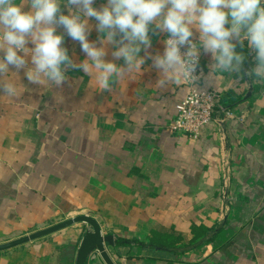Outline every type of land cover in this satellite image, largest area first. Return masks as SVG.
<instances>
[{
	"label": "crops",
	"instance_id": "obj_1",
	"mask_svg": "<svg viewBox=\"0 0 264 264\" xmlns=\"http://www.w3.org/2000/svg\"><path fill=\"white\" fill-rule=\"evenodd\" d=\"M61 11L68 14L64 4ZM89 24L88 39L99 46L97 21ZM57 31L70 58L86 59L79 42ZM167 35L150 30L142 71L110 92L99 88L94 72L68 69V80L56 87L32 84L24 69L9 67L3 79L17 95L0 89V243L89 214L112 235L105 245L116 264H264V82L249 75L256 53L247 41L237 43L245 56L241 71L212 78L211 54L202 49V82L222 92L235 116L204 124L198 136L170 132L184 80L158 87L151 59L163 54ZM114 50L108 45L105 59L123 66ZM91 231L76 222L0 251V264H76ZM153 234L181 237L164 247L151 243ZM86 264L107 263L94 249Z\"/></svg>",
	"mask_w": 264,
	"mask_h": 264
},
{
	"label": "clouds",
	"instance_id": "obj_2",
	"mask_svg": "<svg viewBox=\"0 0 264 264\" xmlns=\"http://www.w3.org/2000/svg\"><path fill=\"white\" fill-rule=\"evenodd\" d=\"M94 2L0 0V89L4 95H17L16 85L3 79L10 66L24 69L32 84L56 87L68 80V69L86 75L94 72L99 88L110 92L126 75L142 71L145 58L140 52L151 47L150 30L168 34L163 54L151 57L160 71L158 87L182 79L194 82L201 49L211 54L212 78L217 72L239 73L245 56L236 48L237 43L243 47L244 41L256 53L249 75L264 82V0H107L100 9ZM62 4L68 8L67 15L61 11ZM25 6L30 9L25 11ZM89 18H95L96 30L102 34L99 46L88 39ZM59 27L79 42L86 59L76 63L70 58ZM193 30L198 39H193ZM108 45L115 46L111 54L115 60L123 59V66L105 59Z\"/></svg>",
	"mask_w": 264,
	"mask_h": 264
},
{
	"label": "built area",
	"instance_id": "obj_3",
	"mask_svg": "<svg viewBox=\"0 0 264 264\" xmlns=\"http://www.w3.org/2000/svg\"><path fill=\"white\" fill-rule=\"evenodd\" d=\"M167 38L168 35L165 40ZM193 39L198 38L193 36ZM181 51H186V48H182ZM201 59L202 49L200 50L199 63L194 73L197 79L194 82L183 79L185 92L175 104L176 113L168 125L170 132L189 133L192 136H198L200 128L204 124L214 120L217 124L222 125L226 118L235 116V113L223 103L222 92L203 84ZM225 164L227 170L223 176V181L224 185L227 186L230 177L227 159H225ZM223 197L228 200L226 189L223 191ZM224 206V211H226L228 204L225 203Z\"/></svg>",
	"mask_w": 264,
	"mask_h": 264
},
{
	"label": "water",
	"instance_id": "obj_4",
	"mask_svg": "<svg viewBox=\"0 0 264 264\" xmlns=\"http://www.w3.org/2000/svg\"><path fill=\"white\" fill-rule=\"evenodd\" d=\"M76 222H87L92 226V231L88 232L81 241L78 249L76 264H86L89 253L94 249L100 252L102 258L107 264H116L108 253L105 245L106 243L112 242V235L103 234L98 221L89 214H79L50 225L46 228H42L29 234L22 235L18 238L2 242L0 243V251L13 248L31 240H35L67 226H70Z\"/></svg>",
	"mask_w": 264,
	"mask_h": 264
},
{
	"label": "trees",
	"instance_id": "obj_5",
	"mask_svg": "<svg viewBox=\"0 0 264 264\" xmlns=\"http://www.w3.org/2000/svg\"><path fill=\"white\" fill-rule=\"evenodd\" d=\"M159 236V237H157ZM161 236V237H160ZM167 238V239H163V238ZM174 237H176V239L180 238L181 236H176L174 234H163V235H159V234H153L152 237L150 238L151 243L152 244H156V245H161L164 247H167L166 245H170L172 243H175L174 241H169L168 239H173Z\"/></svg>",
	"mask_w": 264,
	"mask_h": 264
}]
</instances>
